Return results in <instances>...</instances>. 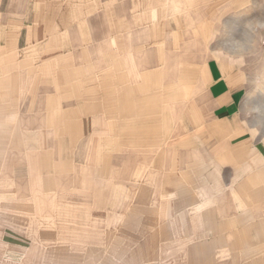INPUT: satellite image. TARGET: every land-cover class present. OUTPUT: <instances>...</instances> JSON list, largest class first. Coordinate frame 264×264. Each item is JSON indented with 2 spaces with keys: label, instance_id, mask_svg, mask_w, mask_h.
Returning a JSON list of instances; mask_svg holds the SVG:
<instances>
[{
  "label": "crops",
  "instance_id": "0c3cea01",
  "mask_svg": "<svg viewBox=\"0 0 264 264\" xmlns=\"http://www.w3.org/2000/svg\"><path fill=\"white\" fill-rule=\"evenodd\" d=\"M237 5L0 0V264H111L114 250L122 264L164 239L162 224L193 235L182 264H264V166L244 213L223 205L222 170L253 153L239 140L248 78L216 44ZM149 166L155 183H136L126 222L131 176ZM147 190L171 194L142 225Z\"/></svg>",
  "mask_w": 264,
  "mask_h": 264
},
{
  "label": "rangeland",
  "instance_id": "374dc122",
  "mask_svg": "<svg viewBox=\"0 0 264 264\" xmlns=\"http://www.w3.org/2000/svg\"><path fill=\"white\" fill-rule=\"evenodd\" d=\"M231 12L232 14L225 17L221 31L217 33L216 44L221 51V55L227 58V61L230 60L231 63H233L232 65L236 66L237 69L245 71L248 78L246 81V94L243 99V111L240 116L241 128H239V140L242 139V142L247 141V146L244 145L246 143H241V147H253V153L247 154L246 159H237L235 167L231 166V168H229V166H227V168L222 170L223 183L228 184L227 193L223 194V205L225 204L224 208H227V214L229 212L244 213V209H241L238 204L241 199L244 200V186L247 182L251 185V174H253L255 180L258 178L261 183L260 175L255 173L264 166V160L258 153L264 148V0H238L237 9ZM142 162L146 164V166L147 163H151L149 160H143ZM142 171L141 177L131 176L133 179L132 181H134L135 184L140 180L142 184H154L157 175L146 174V172H152L153 169L149 166L147 170L143 168ZM255 184H257V182ZM136 186V193L131 192L130 196L127 194V206L125 208L121 207L118 212V216H124L126 222L132 218V216H130L132 215L131 211H134V209H136V211L138 210L137 207L133 208V205L136 203H133V198L135 194H138V185L136 184ZM144 187L143 185V188ZM170 194V192L167 193V191H163L160 194L154 193L151 195V192L148 190L142 193V198L145 201H147V199H152L150 208L149 205L145 206V202H143L141 208L142 225H145V217H148L151 213L159 219V213H161V210H165L163 209V204L166 205V202L170 199ZM115 195L118 196L117 193H115ZM112 196H114V194L110 193L111 206L117 204L112 202ZM111 211L112 207L108 212ZM115 211L118 210H114L113 213ZM110 216L113 217L115 215L110 214ZM165 225H160L162 228L163 226L165 228L164 239L160 240L159 235L152 240L142 239V246L144 247V243H146L148 246L145 248H147L148 251H124V259L126 262L123 261L122 264H132L134 262L133 259H136L137 264H139V260L140 264H152L155 262L153 260L157 258V256H155V251H162V253L163 251H169L167 252L170 253V257H168L169 263L182 264V259L185 258L182 256L183 251H188L191 245V238H189L188 235H193L187 232H185V234H183V232L181 233V225ZM110 226L116 227L118 224L111 223ZM126 226L128 227V223ZM132 229L131 227V233H133ZM143 229L145 228L143 227ZM129 233L130 228H126V241L124 242L136 245L137 239H134L133 236L128 239ZM143 234L147 237L153 235L151 232L145 231H143ZM135 236H137V233ZM167 236H172L173 238L168 239ZM112 240L110 241L112 242ZM51 242L49 243L52 246L53 244ZM29 244L30 246L36 245V240H29L28 245ZM115 253H117L116 250L110 251V258L108 259L111 264L115 263ZM135 254H139L140 256L137 255L135 258ZM160 257L161 256H159V259ZM164 260H166V258Z\"/></svg>",
  "mask_w": 264,
  "mask_h": 264
}]
</instances>
